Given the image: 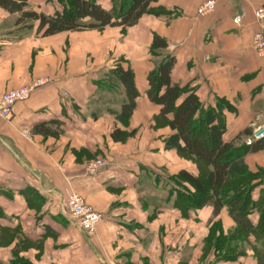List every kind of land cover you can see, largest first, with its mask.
Segmentation results:
<instances>
[{
    "label": "crops",
    "instance_id": "0c3cea01",
    "mask_svg": "<svg viewBox=\"0 0 264 264\" xmlns=\"http://www.w3.org/2000/svg\"><path fill=\"white\" fill-rule=\"evenodd\" d=\"M205 1L159 0L153 6L168 14L145 15L125 30L123 47L112 44L121 29L108 28L112 40L107 39L102 48L103 59L95 54L87 66L80 60L69 66L66 45L38 36L36 28L14 30V17L18 21L20 15L0 9V95L44 79L27 101L17 105L11 120L0 119V230L14 231L17 242L32 246L31 252L20 255L25 262L258 264L254 248H264V242L255 237L234 242L238 248L233 261L220 259L213 251L205 255V239L214 221H221L226 234L237 224L227 209L216 217L208 205L184 216L175 207L177 195L171 193L169 177L180 171L197 175L198 170L166 149L165 140L174 134L169 127L158 128L157 134L153 131L161 108L148 98V77L166 57L175 59L173 84L189 87L206 105L222 99L233 107L224 111L225 142L254 123L264 124V54L253 47V37L260 31L255 11L264 0H215V11L199 17L197 10ZM97 2L105 9L112 7V0ZM61 7L57 0H28L24 11L51 17ZM154 35L168 44L155 54L151 52ZM62 48V67L52 66L50 51ZM110 60L125 61L121 67L133 71L138 92L126 128L135 137L128 145L111 137L116 128L125 130L116 114L128 96L118 82L116 89L109 84L117 63L110 66ZM102 73L105 82L99 78ZM259 144L245 158L254 173L264 169V140ZM98 158H104L107 167L92 176L85 164ZM261 188L254 192L255 200ZM72 192L103 216L93 237L61 209ZM250 220L257 226L259 214Z\"/></svg>",
    "mask_w": 264,
    "mask_h": 264
},
{
    "label": "trees",
    "instance_id": "16d2710c",
    "mask_svg": "<svg viewBox=\"0 0 264 264\" xmlns=\"http://www.w3.org/2000/svg\"><path fill=\"white\" fill-rule=\"evenodd\" d=\"M27 1L0 0V9L19 14L18 24L26 20L39 21L38 32L43 37L54 36L60 30L102 31L107 27H120L125 31L135 26L145 15L168 14L165 9L153 6L159 0H112L110 9L103 8L98 0H57L62 9L50 17L36 11L25 12ZM167 47L166 40L154 35L151 46L153 54L157 49L163 50ZM120 62L116 63L108 77L113 89L119 83L128 96V102L123 104L121 113L116 114L117 121L125 130L119 127L113 131L111 137L115 143L124 142L126 139V128L130 125L138 95L133 85V71L121 67L124 60ZM174 65L175 59L166 57L150 73L147 95L153 104L161 108L160 114L154 117L153 127L161 128V125L174 132L165 140L166 149L176 151L180 157L195 164L198 170L197 175L180 171L169 177L171 193L177 195L175 207L184 216L191 210H200L208 205H212L216 217L223 209H227L237 228L226 234L221 221H214L205 239L204 253L208 255L213 251L216 257L233 261L235 249L238 248L234 246V242H249L250 237H255L257 242H264V188H261L257 200L253 198L256 189L264 187V169L259 168L257 172H252L245 159L248 154L257 151L260 144H248V140L241 144L244 138L246 140L252 137L253 128H249L233 141L225 142L224 111L233 110V107L222 99H218L215 105H206L189 87L173 84L171 73ZM44 128L41 132L45 134L47 127ZM37 195H33L36 197L35 206L40 205ZM255 213L259 214L257 226L250 220V216ZM254 252L258 264H264V248L255 247ZM18 264L29 263L21 258Z\"/></svg>",
    "mask_w": 264,
    "mask_h": 264
},
{
    "label": "rangeland",
    "instance_id": "374dc122",
    "mask_svg": "<svg viewBox=\"0 0 264 264\" xmlns=\"http://www.w3.org/2000/svg\"><path fill=\"white\" fill-rule=\"evenodd\" d=\"M31 9H28V10H31ZM61 9H62V7H61ZM147 16L157 17L156 15H147ZM139 22L136 25H138ZM20 28H22V30H27L29 32L31 31V29L35 30V28H36L37 29V32H38L39 23L37 21L26 20V21L18 24L17 23V17H14V30H20ZM108 28L109 29L110 28L111 29L112 28L113 29H117L118 31L121 29V32L122 33L120 32V36L118 38H116L117 39L116 41H114V39L113 40L110 39L111 36H108L109 34L112 35V33H107V30H109ZM75 32L61 31L60 30L53 37L52 36L50 37V40H55V38H56V40L59 43H61L63 45H66V54H68L69 56H71V60L70 59L67 60L68 63L71 62L69 64V66L77 63L79 60L82 62L81 64H84L83 62H85L86 66H87V64L90 63V60H93V57H94L95 54H100L99 55L100 57L98 56V59H103V56H102V50L103 49L102 48L103 47L104 48L106 47V45H107V39L112 40V44H115V43L118 42L123 47V43H124V40H125L124 39V34L126 33V31H123V29L120 28V27H107V28H105L102 31H98V30H88V29H86V30H83V31H75ZM37 34H38V36L43 37V34L42 33H39L38 32ZM169 49H170V47H169ZM64 50L65 49L62 48V49H58V52H55L53 50L50 51L51 52V55H54V56H52V59H50L52 66H55V64H58L59 65V68L62 67V64H61V62H62V59H61L62 56H61V54L65 52ZM103 51L105 52V50H103ZM36 54H38V53H36ZM103 55H105V54H103ZM118 61H121V60H118ZM113 62H112V60H110L108 62V64L110 66H113V65H115V63L117 61L114 64H113ZM31 70H32V68H30L29 71L31 72ZM103 75H104V73H102L99 78H101ZM43 81H44V79H42V78L35 79L32 82L26 83L25 85L21 86L18 89L23 90L25 88L32 87L34 85H36V89H37L39 86H41V85L44 84ZM102 82H105V78H103V77H102ZM1 95H3V94H1ZM253 125H257V124L254 123V124H252V126ZM261 125H263V124H259L257 126H261ZM160 127H162V126L160 125ZM153 131H154V134H157L158 133L157 132L158 131V128H155L154 127L153 128ZM127 133L128 134L126 135V137H125L126 139H125V141L123 143L127 142V145H128V144H130V143L133 142V140L130 141V139L134 138L135 135L134 134H130L129 132H127ZM55 135H56V137L58 136L57 134H55ZM27 136H29V135H27ZM158 138L159 137L157 136L154 140H156ZM247 139H246V141H247ZM98 160L104 161V163H105V167L103 169H101V171L104 170L107 167V162H106V160L104 158H98V159L90 160V161H88L85 164L86 165L85 168H86V170H87V172L89 174H90V172H89L90 164L92 162L98 161ZM183 161L184 160L182 159L181 160V163ZM101 171H98L97 173L90 174V175H92V176L93 175H97ZM67 198H68V196H67ZM67 198H66V201H67ZM66 201L61 203V209L63 211L66 210V208H65ZM85 202H86V200H85ZM207 227H208V225L205 228V234L207 232ZM22 243L23 242H21V243L20 242H17V234H15L14 231L0 230V263L2 261H4L3 262L4 264H10L12 262H17V264H18V261L21 259L20 255H24V254L29 253V252L32 251V246H30V245H28L26 243L25 244H22ZM36 249L37 248L35 247V250Z\"/></svg>",
    "mask_w": 264,
    "mask_h": 264
},
{
    "label": "built area",
    "instance_id": "2783aa9c",
    "mask_svg": "<svg viewBox=\"0 0 264 264\" xmlns=\"http://www.w3.org/2000/svg\"><path fill=\"white\" fill-rule=\"evenodd\" d=\"M216 9V1L208 0L201 4L197 10L199 17L211 15ZM255 18L260 26L253 37V47L259 54H264V1L256 9ZM238 23L239 20H236ZM36 85L23 90L14 89L0 96V119L11 120L15 114L16 107L19 103L27 101L35 92ZM253 135L248 140V144L258 143L264 140V124L261 126L253 125ZM105 167L104 161L98 160L90 164V174H95ZM65 212L68 218L76 223L88 236L93 237L97 233L99 224L103 220L101 213L96 211L92 206L81 197L80 194L72 192L68 195L65 203Z\"/></svg>",
    "mask_w": 264,
    "mask_h": 264
}]
</instances>
